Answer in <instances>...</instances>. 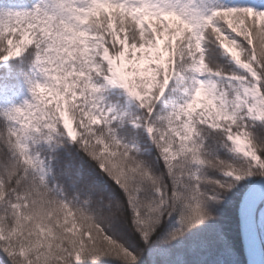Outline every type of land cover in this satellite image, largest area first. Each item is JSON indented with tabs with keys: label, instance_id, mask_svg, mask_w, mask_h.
I'll use <instances>...</instances> for the list:
<instances>
[{
	"label": "snow or ice",
	"instance_id": "1",
	"mask_svg": "<svg viewBox=\"0 0 264 264\" xmlns=\"http://www.w3.org/2000/svg\"><path fill=\"white\" fill-rule=\"evenodd\" d=\"M127 2L41 0L30 11L0 9V61L19 57L24 52L23 48L14 49L13 43L25 34L36 48L41 39L43 22L53 20L55 9L63 7L65 3L87 12L99 8L101 12L96 13L99 17L101 13L109 15L106 5L118 8ZM193 10L199 16V24L194 28L189 26V31L178 34L179 38L171 42L168 41V34L172 24L167 15H162L159 20L153 18L151 22L145 18L144 24L137 29V35L122 45L123 50L107 44L110 37L105 36L113 65L116 59L121 61L120 67L115 69L121 74V79L129 66L143 67L146 63L144 55L140 56L138 62L135 58L126 61L129 46H132L133 51L151 56L167 45L171 53L172 74L167 86L150 103L137 98L136 103L140 109L138 114H127L125 118L113 106L102 104V92L112 88L117 81L109 78L105 83L103 77L95 76L86 85L95 94V98L90 100L81 97L77 101L75 115L67 111L60 113L67 136L80 146L94 166L123 193L128 213L126 217L125 203L117 202L112 214L104 215L100 201L93 207H89L88 202L80 204L67 201L59 189L50 184L47 179L49 173L41 166L39 158L30 154L25 147L29 139L40 141L37 137L41 136V140L48 142L52 139L53 130L60 131L59 125L54 126L48 121L45 111L49 107L59 109L58 101H63V94L53 95L55 89L49 84V79L59 83V78L54 75L55 68H41L44 60L37 51L31 66L43 75L40 82L26 81L31 100L0 113L6 121L12 122L6 132H0V136H6L7 139L3 149H0V221H10L7 234L0 233V252L8 258L9 264H19L18 257L23 255L22 251L16 249L12 238L17 233L25 234V221L29 225L34 222L33 230L39 237L55 235L56 230L61 229L58 248L63 254L62 259H66L68 264H82L85 260L98 264L104 258L119 261L120 264H137L138 252L133 254L112 225L123 221L130 232L137 234L145 243H150L153 234L171 219L174 221L171 227L174 230H168L166 238L161 241L167 245L182 237L194 223H198L206 215L209 206L218 203L237 182L251 176L264 177V149L256 150L254 155L249 153L250 158L244 166H234L233 162L224 164L219 178L207 181L200 176L202 161L197 155H192L185 167V148L181 145L189 138L200 141L193 136V130L187 124L180 131L176 121L181 113L188 114L191 102L200 98L198 81H216L225 101L234 107L238 106L233 116L245 131V139L253 145L255 142L247 129L251 127V122L260 120L250 119L247 113L254 106L264 104V11L242 4L221 5L208 13H202L197 8ZM210 37L243 70L242 73L225 74L219 66L215 71H205L211 69L205 56V44ZM221 37L234 42L238 56L233 58L232 52L222 47ZM120 40L124 41V37L121 36ZM103 68L107 74V65H103ZM201 72H204V79L200 78ZM182 73L190 74L189 87L184 89L185 99L173 104L170 110L157 111V102L165 94L169 82L173 78L177 80L182 77ZM96 83L101 86L95 87ZM128 95L135 97L131 92ZM124 124L134 129L141 128L147 133L157 150V161L162 164V171L158 174L140 159L135 160L134 167H127L128 159L136 157L138 150L118 137L116 129ZM115 161H120L121 167L118 168ZM129 172L138 174V178L130 177ZM208 183L213 185V190L205 188ZM36 255L39 257V253Z\"/></svg>",
	"mask_w": 264,
	"mask_h": 264
},
{
	"label": "clouds",
	"instance_id": "2",
	"mask_svg": "<svg viewBox=\"0 0 264 264\" xmlns=\"http://www.w3.org/2000/svg\"><path fill=\"white\" fill-rule=\"evenodd\" d=\"M106 6L109 9V15L104 16L101 13L98 17L96 13L101 12L99 8L93 12H87L83 8L73 7L70 3H65L63 7L55 9L53 20L43 22L44 27L41 32V39L35 48V56L39 51L44 60L41 68H55L54 75L59 78V83L57 80L49 79V84L55 89L53 95L63 94V101H58L59 109L49 107L45 110L48 121L54 126H60V131L53 130L52 139L48 141L58 147L74 144L76 150L82 152L80 146L67 136V129L63 126L60 113L67 111L75 115L77 101L81 97H88L90 100L95 98V94L86 87L92 82L94 76L103 77L105 83L109 78L116 79L117 82L112 88L123 90L133 102H136L138 98L139 101L145 103H150L158 93H163L171 77V53L167 45L151 56L133 51L132 46H129L125 60L135 58V61L138 62L140 56L144 55L146 63L143 67L129 66L124 70L121 79V74L115 71L116 68L120 67L121 61L116 59L115 65H113L112 55L108 53L106 47L105 36L110 37L107 44L112 45L115 49L123 50L122 45L129 38L137 35V29L144 24L145 18L151 22L153 18L159 20L162 15H167L172 24L168 34L169 42L174 38L178 39V34L189 31V26L194 28L199 24V16L190 6V3H185L184 0H128L126 5L118 8H112L111 5ZM101 32L104 34L101 35ZM121 36L124 37V41L120 40ZM220 40L222 47L232 52L233 58L239 55L234 42L224 37H221ZM29 41L30 37L25 34L22 39L17 38L13 43V48L25 50L32 45ZM166 53L167 57L165 56ZM103 65H107V74H105ZM205 71L210 72L211 69ZM37 72L41 76L43 75L41 71ZM200 75L203 76L204 72H201ZM176 82L177 88L183 89L184 95L181 99L184 100L186 95L184 89L189 87L190 74L183 75ZM216 85V81L211 83H207L206 80L198 81L200 98L191 102L188 114L181 113L176 121L180 131H183V126L187 124L193 130V136L199 138L200 142L189 138L181 147L185 148V167H187V161L191 159L192 155H197L200 158L202 161L200 176L205 181L212 179L209 178L210 172L220 175L221 168L228 163L226 159H220L217 156L219 149L235 154L237 161L241 157L247 161L250 158L249 153L254 155L256 150L264 149V139L255 145L245 139V131L233 116L238 106L234 107L226 102L222 89ZM94 86L99 88L101 85L96 83ZM130 92L134 93L135 97H129L128 93ZM247 115L250 119L264 121V104L254 106ZM200 125L206 127H199ZM209 129H212L215 135H211L212 142L205 146V138L210 136ZM37 139L41 140L42 137L38 136ZM6 143V136H0V144ZM52 159L55 160L56 157ZM136 159L142 160L147 165L137 154L136 157L128 159L127 167H134ZM114 163L117 164L118 168L121 167L120 161ZM65 175V171H58L52 175L49 182L52 185L59 184ZM128 175L138 178L136 173L129 172ZM205 188L211 191L213 185L211 183L205 184ZM221 200L222 198L216 204H219ZM69 201L72 202V200ZM98 201L99 198L97 201H92L91 196L85 194L79 203L88 202L95 205ZM103 207L109 208V205L103 204ZM112 212L113 210L109 208V211L102 213L111 215ZM216 219L218 216L210 210L209 206L206 215L201 217L198 223L187 228L183 235L207 221ZM34 227V222L29 225L28 221H25V234L17 233L12 238L16 249L23 252V255L18 257L19 264H68L66 259H62L63 254L58 248V241L62 236L61 229H57L55 235L39 237L35 234ZM9 228L10 221H0V233L7 234ZM169 230L174 229L170 227ZM29 232L32 234L28 235ZM165 238L166 234L157 241H151V243H161ZM141 241L146 246L149 245V243ZM42 245L46 247H42ZM37 253H39V257H37Z\"/></svg>",
	"mask_w": 264,
	"mask_h": 264
},
{
	"label": "trees",
	"instance_id": "3",
	"mask_svg": "<svg viewBox=\"0 0 264 264\" xmlns=\"http://www.w3.org/2000/svg\"><path fill=\"white\" fill-rule=\"evenodd\" d=\"M225 1L191 0L190 6L197 8L202 13H208L218 6L225 5ZM40 2L41 0H0V9L30 11L34 5ZM184 2L189 3V0H184ZM238 4L250 6L257 11H264L262 9L264 0H240ZM205 49L206 63L209 64L211 70L215 71L219 66L225 74L233 72L232 66L218 50L214 38H209ZM35 52L34 45H31L22 52L19 60L9 62L8 77L4 79V82L15 95L11 97L10 101L0 98V113L21 106L26 100H31L26 79H36L37 82L42 80L41 74L31 66L35 59ZM5 72V68L0 69V74H5ZM101 95L102 104L105 106H114L118 100H121L118 92L104 90ZM10 123L12 122L6 121L3 116H0V132L6 131ZM73 128H75V124H73ZM247 130L250 131L255 143L264 139V122H251V127ZM208 131L210 136L205 138V146L212 142L211 135H215L213 130ZM116 132L122 142L130 144L139 139L146 143L145 138L140 134L141 131L133 129L128 124L117 128ZM25 147L30 154H35L39 158L41 166L49 173L47 176L49 181L52 175L58 171L67 173L61 183L55 185L67 201L72 200L73 203H79L87 194L91 196L92 201H97L99 198V201L102 202V212L109 211V208L114 210L117 202L125 203L124 216L128 215L123 193L100 172L99 168L94 166V163L83 152L77 151L74 144L58 147L51 142L43 140L34 142L33 139H29L26 141ZM146 147L148 149H143L141 144L138 155L158 174L162 171V164L157 161V150L155 146L148 147L147 145ZM0 149H3V144H0ZM217 156L220 159L233 162L234 166L245 165L247 162L243 158L237 161L233 153H228L224 149H219ZM53 157L56 159L53 160ZM209 178H219V174L210 172ZM258 178L260 177L253 176V181ZM249 185L245 181L237 182L235 187L222 197L219 204L210 205V210L218 216V219L203 223L167 245L150 242L146 246L137 234L129 231L123 221L112 225V228L123 237L133 254L139 253L137 264H245L238 230L237 208L242 194ZM103 204L109 205V208H104ZM93 206V204H89V207ZM256 224L264 254V200L256 211ZM173 225L174 221L170 219L167 225L162 226L153 234L151 241L159 240ZM0 264H9L8 258L3 252H0ZM82 264H91V262L85 260ZM98 264H120V262L104 258Z\"/></svg>",
	"mask_w": 264,
	"mask_h": 264
},
{
	"label": "rangeland",
	"instance_id": "4",
	"mask_svg": "<svg viewBox=\"0 0 264 264\" xmlns=\"http://www.w3.org/2000/svg\"><path fill=\"white\" fill-rule=\"evenodd\" d=\"M240 0H231V1H226L225 2V5H237L239 3ZM262 11V10H261ZM218 50L220 51V53L222 54V56L227 60V62L232 66V70L233 72H236V73H242L243 70L239 69L235 64L234 62H232L230 60L229 57H227L221 49H219V47L217 46ZM22 54V53H21ZM21 56V55H20ZM19 56V57H20ZM19 57H13V58H10L8 61H1L0 63V69H3L5 68L6 70L7 69V66L9 64V62H12V61H15V60H18ZM178 70V69H177ZM183 75H187L188 73H182ZM3 78V76L0 74V80ZM201 79H204L203 76L200 77ZM0 91L2 92H6L7 91V87L6 85L4 84V82H1L0 81ZM105 91H112V92H118L119 94V97L121 98V100H118L113 108L118 112V113H123L125 115V118L127 117V114H138L140 109L138 108L137 106V103L136 102H133L130 100V98L127 97V95L123 92V90L121 89H118V88H109V89H106ZM184 93H183V89L180 88L178 89L177 88V82H176V79L173 78V80H171L169 82V85L168 87L166 88L165 90V94L161 97L160 101L157 102V105H156V110L157 111H163V110H170L171 106L173 104H176V103H181L183 102V100L181 99L183 97ZM254 123H261L260 121H257V122H254ZM129 125V124H128ZM134 129V128H133ZM139 129L141 132L140 134L145 138L146 140V143L143 142V141H140L139 139L133 141L130 143V145H134L135 148L137 150H141L140 146L142 144V148L143 149H148L146 146L148 145V147H153L154 145H152L150 139L148 138V135L147 133L141 129V128H135V130ZM235 155V154H234ZM242 158V157H241ZM244 160H246L245 158H243ZM241 181H245L247 183H251L253 181V176L251 177H247ZM239 181V182H241Z\"/></svg>",
	"mask_w": 264,
	"mask_h": 264
},
{
	"label": "water",
	"instance_id": "5",
	"mask_svg": "<svg viewBox=\"0 0 264 264\" xmlns=\"http://www.w3.org/2000/svg\"><path fill=\"white\" fill-rule=\"evenodd\" d=\"M264 199V177L254 181L241 197L237 219L245 264H264L255 214Z\"/></svg>",
	"mask_w": 264,
	"mask_h": 264
}]
</instances>
